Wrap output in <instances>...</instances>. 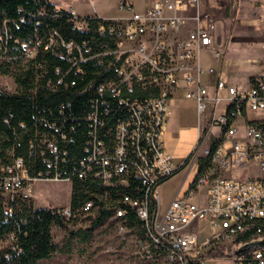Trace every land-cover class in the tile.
<instances>
[{
  "label": "built area",
  "instance_id": "1",
  "mask_svg": "<svg viewBox=\"0 0 264 264\" xmlns=\"http://www.w3.org/2000/svg\"><path fill=\"white\" fill-rule=\"evenodd\" d=\"M259 3V46L264 54V0ZM201 4L202 0H154L135 10L128 0H119L121 15L105 18L81 15L72 6L54 2L52 16L61 10L67 12L72 29L87 34L88 39L66 42L56 30L29 43L14 39L24 50L23 62L31 61L40 46L54 52L62 47L64 53L58 54L68 60L69 67L65 71L55 67V74H60L57 83L70 71L81 77L90 73L81 89L90 91L91 97L88 109L79 116L87 122V139L77 164L70 166L69 159L59 158L61 148L53 131L40 140L53 155V160L43 158L48 166L44 173L29 174L24 159L18 156L0 162L5 211H12L9 203L16 197L32 201L37 180L66 181L72 186L75 176L97 182L96 190L85 189L89 196L76 208V214L90 217L99 207L110 211L115 238L108 247L129 243L132 249L127 264H205L209 253L241 247L237 239L249 230L255 236L247 243L256 244L255 248L249 253L241 251L231 258V264H264V244L254 241L264 235V178L235 180L223 176L229 167L251 160L264 168V129L247 122L240 139L236 125L246 110L264 112V69L247 89L217 79L216 92L209 93L202 81L200 53L212 47L214 20ZM1 36L0 31V41ZM0 77L9 79L0 85V91L16 92L17 85L9 74ZM75 83V79L70 80L71 85ZM47 85L54 86L51 79ZM222 89L225 97L217 93ZM177 91L196 105L197 142L190 153L195 167L189 183L178 189L161 212L158 186L190 160L174 165L162 140V125ZM221 101L225 108L217 112ZM110 113L115 115L112 126L106 125ZM63 118L78 117L70 113ZM40 121L55 127V120L42 117ZM58 133L64 139L69 135L61 129ZM211 139L217 140L214 147ZM34 153L35 145H31L29 156ZM200 158L209 160L198 172ZM59 160L66 163L59 167ZM202 188L206 190L203 200L199 193ZM54 208L66 220L72 217L69 205ZM129 212L135 217L133 224ZM199 220L207 221L212 229L202 240L198 227L193 226Z\"/></svg>",
  "mask_w": 264,
  "mask_h": 264
},
{
  "label": "trees",
  "instance_id": "2",
  "mask_svg": "<svg viewBox=\"0 0 264 264\" xmlns=\"http://www.w3.org/2000/svg\"><path fill=\"white\" fill-rule=\"evenodd\" d=\"M40 10L42 14H39ZM52 13L50 0H0V76L9 74L17 85L16 92L0 91V162H9L13 155L21 157L29 174L44 173L48 169L43 158L53 160L52 153L40 142L47 132L53 131L61 148L59 158L69 159L70 166L77 164L78 158L84 153L83 147L87 139V122L79 119V116L89 107L91 92L83 91L81 87L91 74L86 73L87 76L81 77L70 71L61 83H57L60 74H55V67H59L61 71L69 67L68 60L58 54V51L64 53L62 47L54 52L40 46L31 61L23 62L24 50L14 41L17 38L29 43L35 37L46 36L50 30H56L66 42L79 43L88 39L87 34L72 29L67 12L61 10L57 16H52ZM36 65L39 67L36 68ZM84 68L89 71L88 66L85 65ZM48 79L52 80L53 87L47 85ZM71 79L76 80L74 85L70 84ZM61 104L66 106L61 109ZM70 113L78 118H63ZM42 117L55 120V127L52 129L44 126L40 121ZM114 120V113H110L106 125L112 126ZM253 123L264 129V122ZM60 129L66 135L69 134V137H60ZM216 143V139H211V147ZM31 145H35V153L29 156ZM208 160H198V172L204 169ZM65 163L58 161L59 167ZM88 187L96 190L97 182L73 177L69 202L72 210L70 219L79 218L76 208L88 198L89 195L85 192ZM9 206L12 211H5L0 195V264H39L56 252H64L69 240L86 242L96 227L107 221L113 224L109 220L110 211L99 207L93 216L88 217V226L70 230L69 236L64 238V245L60 246L53 242L51 229L54 225L63 226L66 219L56 208H33L31 200L19 197L13 199ZM127 216L130 224L135 223L132 213H127ZM251 236H255L251 230L245 231L237 239L241 241V247H228L226 252L209 253L208 257L233 258L241 251L249 253L256 246L254 243H247Z\"/></svg>",
  "mask_w": 264,
  "mask_h": 264
},
{
  "label": "rangeland",
  "instance_id": "3",
  "mask_svg": "<svg viewBox=\"0 0 264 264\" xmlns=\"http://www.w3.org/2000/svg\"><path fill=\"white\" fill-rule=\"evenodd\" d=\"M119 0H93V4L99 14L102 15H121V12L116 10V3ZM135 10H140L144 7L148 0H128ZM239 0H202L201 9L208 12L209 15L214 20L215 28L212 31V50L201 52V61L206 68H212L214 73L209 75H203V79L213 82L216 74L220 69V61L224 57V48H222L223 37L217 36V32L221 29L222 20L225 22V26L229 32L232 33L234 23L238 20L239 16L237 13V5ZM242 3V0H241ZM88 12H91V6H88ZM255 19H244V23L253 24ZM252 38L256 35V32L251 33ZM242 44L235 42L227 50L225 58H230L233 65H238L241 68L240 62H245L244 54L245 52L241 48ZM254 47H256L254 45ZM214 50H218V54L214 53ZM4 83H9V79L0 77V85ZM180 111L182 113V118L184 121L195 124L197 121L196 105L193 104L192 100L184 97L182 93ZM219 95H222L219 93ZM225 108V102L221 101L217 106L216 111L221 112ZM185 133L181 136L180 144L185 148H188L186 155L193 149L197 142V134L195 126H188L185 128ZM213 133H217V129L213 128ZM248 162H253L248 161ZM190 164H186L181 169H178L175 173L165 179L160 183L157 189L159 195V204L161 212L165 210L167 204L176 194L180 186L183 184H188L192 172L187 175L188 168ZM234 167H229L227 173L229 172H240L242 174H247L244 171L246 168H238V170L231 171ZM231 169V170H229ZM254 170L258 172L256 166L253 167ZM244 171V172H243ZM255 173V171H253ZM68 187L69 184L66 181H52V180H37L35 182V188L32 192V197L37 206L45 207H64L67 206L68 201ZM201 200L206 195V190L202 188L200 190ZM33 201V200H32ZM90 219L88 217L82 216L79 218H74L70 220H64L63 226L54 225L51 229V235L53 242L58 245H64V238L69 236L70 230L83 229L88 226ZM197 227L199 232V238L202 240L205 236L209 235L212 231L209 227V223L205 220L197 221ZM115 227L107 221L103 225L96 227L93 231L92 236L86 242H79L76 239L69 240L67 248L64 252H56L51 258L46 260H41L39 264H127L129 260V254L131 247L129 243H119L115 244L114 247H108V244L114 240ZM130 238H133L130 236ZM255 242H260L264 244V235L256 237ZM231 258L224 257H208L205 264H231ZM137 264H154L151 262H139Z\"/></svg>",
  "mask_w": 264,
  "mask_h": 264
},
{
  "label": "crops",
  "instance_id": "4",
  "mask_svg": "<svg viewBox=\"0 0 264 264\" xmlns=\"http://www.w3.org/2000/svg\"><path fill=\"white\" fill-rule=\"evenodd\" d=\"M154 0H148L147 3H145L144 6L151 3ZM50 2H58L62 6H72L76 9V11L81 15H94L97 14L101 17L105 18H114L118 15H102L99 14L93 4V0H50ZM118 3V2H117ZM117 3H116V10H117ZM91 6L92 11L88 12V6ZM118 11V10H117ZM261 12L260 3L259 0H239V3L237 5V13H238V20L234 23L233 31L232 33L229 32L225 26V22L222 20L221 22V29L218 30L216 33L218 38L223 37V44L222 48H224V57L220 61V69L218 73L216 74L214 80L212 83H210L207 80H204L202 78L203 83L207 86L209 93L214 94L216 92L215 89V81L217 79H221L225 81L228 85H233L239 89H247L250 87L254 77H256L262 69H264V54H262V51L260 49V40L261 35L259 32V15ZM255 19L253 24H247L244 23V19ZM215 28V25H214ZM253 32H256L257 34L254 35V38H252ZM213 39V38H212ZM235 42H238L239 44H242L243 51L245 52V62L241 63V68H238V65H233L231 62L232 60L229 58H225V54L227 53V50L231 47V45ZM254 45L256 47H254ZM211 49L204 50V51H211ZM217 51V53H215ZM203 52V51H202ZM214 53L217 55L218 50H214ZM200 63L201 66L204 69V72L202 74H213L207 72L206 68L207 66L204 65L201 61V53H200ZM221 97L226 96V92L224 89L217 91V93H221ZM182 91H177L173 98L171 99V107H170V113L167 116L166 120L164 121L162 125V140L164 148L167 152L170 153L172 157V161L174 165H179L182 163L185 159H190V153L191 151L186 155L188 152V148H185L184 145L182 146L180 143L181 136L183 133H185V128L188 126L193 125V128L195 126L196 134H197V121L195 124L188 123L183 120L182 113L180 111V104H181V94ZM183 94V93H182ZM191 100V99H190ZM193 104L195 102L192 100ZM247 122H264V112H253L250 110H246L244 115L236 120L237 125V138L242 139L244 135V126ZM217 129V128H215ZM213 132V130H212ZM218 133V130H217ZM214 133V134H217ZM226 146H229V144H225ZM190 164L188 168L187 175H189L190 172L193 173L195 163L191 162V159L186 162V164ZM185 164V165H186ZM184 165V166H185ZM182 166V167H184ZM256 166L258 169V172L253 169V167ZM181 167V168H182ZM246 169L244 171H247V174H242L240 172H235L233 170H238V168ZM180 168V169H181ZM232 169V170H231ZM229 170L233 172L227 173V169L223 172V176L235 180H241V179H257V178H264V168H261L259 164L256 161L253 162H246L243 165L236 166L234 168H231ZM243 171V172H244ZM255 171V173H253ZM68 187V198L66 201L70 202L71 198V185L70 183ZM185 185V184H184ZM183 186V184L181 185ZM180 186V187H181ZM35 188V187H34ZM33 204L37 208H48L45 206H37L34 202V199L32 197ZM193 226H197V222L193 223Z\"/></svg>",
  "mask_w": 264,
  "mask_h": 264
}]
</instances>
